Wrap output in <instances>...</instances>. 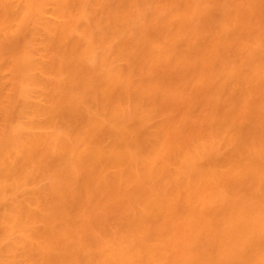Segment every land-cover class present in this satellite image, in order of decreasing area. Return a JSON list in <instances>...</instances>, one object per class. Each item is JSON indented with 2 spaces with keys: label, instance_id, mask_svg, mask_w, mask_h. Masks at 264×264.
I'll use <instances>...</instances> for the list:
<instances>
[{
  "label": "bare ground",
  "instance_id": "6f19581e",
  "mask_svg": "<svg viewBox=\"0 0 264 264\" xmlns=\"http://www.w3.org/2000/svg\"><path fill=\"white\" fill-rule=\"evenodd\" d=\"M0 264H264V0H0Z\"/></svg>",
  "mask_w": 264,
  "mask_h": 264
}]
</instances>
